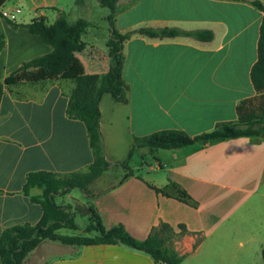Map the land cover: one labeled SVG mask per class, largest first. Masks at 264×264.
<instances>
[{
	"label": "crops",
	"instance_id": "obj_1",
	"mask_svg": "<svg viewBox=\"0 0 264 264\" xmlns=\"http://www.w3.org/2000/svg\"><path fill=\"white\" fill-rule=\"evenodd\" d=\"M256 2L264 6V0H117L114 26L131 37L123 48L126 100L105 95L100 103L105 157L111 166L86 191L76 188L56 196L74 201L73 206L56 203L88 221L84 229L77 224L78 235H60L96 236L85 232L94 209L107 231L123 226L138 241L169 225L177 235L170 247L182 257L181 264H255L263 257L259 226L264 220H254L253 214L264 207V139L243 137L153 154L141 147L156 163L144 162L135 170L133 156V175L125 182L126 170L119 165L138 139L171 130L198 136L238 120V107L258 96L251 71L258 61L264 14ZM61 14L70 24L89 23L82 38L86 49L76 53L60 76L44 68L17 72L53 51L25 25L39 18L51 25ZM110 14L98 0H9L0 9L6 38L0 53V81L5 84L0 104V239L8 228L35 226L43 218L42 206L31 199L43 190L24 193L31 173L70 175L86 172L94 162L84 122L71 119L67 109L76 77L110 70ZM142 29L209 31L214 37L209 42L152 38L138 33ZM174 184L193 203L180 201ZM36 261L157 264L150 254L123 244L64 246L49 240L23 264Z\"/></svg>",
	"mask_w": 264,
	"mask_h": 264
},
{
	"label": "trees",
	"instance_id": "obj_2",
	"mask_svg": "<svg viewBox=\"0 0 264 264\" xmlns=\"http://www.w3.org/2000/svg\"><path fill=\"white\" fill-rule=\"evenodd\" d=\"M9 0H0V9ZM102 6L109 8L111 26V37L107 43L110 56V70L107 74L82 75L74 79L75 88L70 95L67 114L71 119L84 122L94 154V162L88 172H77L58 179L56 174L48 172L31 173L26 181L24 193L30 196L31 190L39 187L44 192L41 196H32V201L39 203L43 208V218L35 225H17L4 230L0 239V263L1 264H23L27 256L38 246L46 241L60 242L69 246L99 245V244H123L137 250L150 254L157 264H181L183 259L172 248H164L163 240L159 232L161 230L173 229L162 224L154 230L152 235L145 241H138L130 236L123 226L115 227L107 231L94 209H91V222L86 228L87 234L98 233L94 237L88 236H63L58 232L67 228L78 230L74 214L69 208L57 205L55 198L64 195L73 189L79 188L86 191L88 186L110 167L106 160L103 137L101 132L100 103L102 98L110 94L118 102L126 100L128 86L123 79V48L124 43L131 34L121 35L114 26L113 14L117 0H98ZM254 5L263 12L264 6L256 2ZM10 24L16 25L12 21ZM29 31L36 35L42 42L52 47L50 54L37 57L17 71H28L34 68H44L51 73L60 76L64 74L74 62L75 55L86 49L83 35L87 32L89 23L79 20L70 24L65 15L49 25L45 18L33 20L25 25ZM138 33L152 38H176L180 36L193 37L199 41L209 42L214 35L209 31L184 32L179 29L151 30L142 29ZM6 45L5 35L0 30V53ZM252 82L258 96L254 99L244 101L238 107V120L218 125L213 131L198 136H193L185 131L171 130L157 132L147 138L138 139L132 148L128 160L122 165L128 170L136 148L148 147L151 153L160 149L173 150L192 146L195 144H215L237 138H251L255 141L264 139V16L260 28L258 47V61L251 71ZM5 84L0 81V104L4 94ZM128 172L123 182L132 176ZM173 187L177 190V198L185 203H193L190 195L178 185ZM166 193V190H158ZM186 234V231H184ZM264 259V249H263Z\"/></svg>",
	"mask_w": 264,
	"mask_h": 264
},
{
	"label": "rangeland",
	"instance_id": "obj_3",
	"mask_svg": "<svg viewBox=\"0 0 264 264\" xmlns=\"http://www.w3.org/2000/svg\"><path fill=\"white\" fill-rule=\"evenodd\" d=\"M95 16H97V15H95ZM109 50V49H108ZM107 95H110V94H107ZM112 95H110V97H111ZM113 97V96H112ZM133 156H134V158H133ZM133 156H132V158H133V160H132V162H131V164H132V167H134V169L135 170H137L138 168L137 167H139V166H141V165H143V163L144 162H148V163H152V164H155L156 162H155V160L152 158V155H151V153H146V152H142V149H138V148H136V150H135V152H134V154H133ZM131 158V159H132ZM120 166H123L122 164H119ZM110 166H111V163H110ZM124 167V166H123ZM124 169L126 170V175H127V173L128 172H130L132 169H126L125 167H124ZM89 170V169H88ZM88 170L86 171V172H88ZM133 171V170H132ZM86 172H82V173H86ZM134 172H137V171H134ZM139 172V171H138ZM114 173L115 174H118L119 175V168H116L115 170H114ZM57 177H58V179H64V178H66V176H68V175H62V176H60V175H56ZM41 190H43V192H44V189L43 188H41ZM78 193V192H77ZM41 196V195H40ZM55 201H57L59 204L60 203H62V202H64V203H67V204H69L70 206H73L74 205V201H72V200H70V201H68V199L67 198H63V197H60V199H59V197L58 198H55ZM263 209H264V207L263 206H261V207H259V209L258 210H261L260 211V213L259 214H257L256 212L253 214V218H254V220H264V215H263ZM75 221H76V223L80 226V229H84L85 228V226L88 224V221H87V217L86 216H78V217H75ZM251 223V226L252 227H258V225L259 224H257V223H254V221H252V222H250ZM259 229L260 230H262L261 232H262V237L264 238V223L262 224V225H260L259 226ZM60 234H63V235H78L79 234V232L77 231H74V230H72V229H67V228H64V229H61L60 231ZM183 234H184V232H183ZM159 235H160V237H161V239L163 240V244H164V248H171L170 247V244L171 243H173V241H175L176 240V238H177V235L175 234V232H174V230H172V231H170V230H161L160 232H159ZM59 244H62V243H60V242H58ZM62 245H64V244H62ZM64 246H69V245H64ZM62 253V252H61ZM61 253H59V254H61ZM54 254V255H53ZM58 254V255H59ZM57 255V254H56ZM55 253H52V254H50V258H55ZM39 263V261H36L34 264H38ZM27 264V263H26ZM253 264H254V262H253ZM255 264H264V259H263V257L262 258H259V259H257L256 261H255Z\"/></svg>",
	"mask_w": 264,
	"mask_h": 264
},
{
	"label": "built area",
	"instance_id": "obj_4",
	"mask_svg": "<svg viewBox=\"0 0 264 264\" xmlns=\"http://www.w3.org/2000/svg\"><path fill=\"white\" fill-rule=\"evenodd\" d=\"M5 16L10 17V16H11L10 11H7V12L5 13Z\"/></svg>",
	"mask_w": 264,
	"mask_h": 264
}]
</instances>
